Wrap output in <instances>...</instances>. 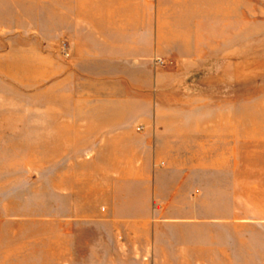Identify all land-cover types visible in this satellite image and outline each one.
I'll use <instances>...</instances> for the list:
<instances>
[{
	"label": "rangeland",
	"instance_id": "obj_1",
	"mask_svg": "<svg viewBox=\"0 0 264 264\" xmlns=\"http://www.w3.org/2000/svg\"><path fill=\"white\" fill-rule=\"evenodd\" d=\"M59 18H145L144 47ZM0 264H264V0H0Z\"/></svg>",
	"mask_w": 264,
	"mask_h": 264
},
{
	"label": "crops",
	"instance_id": "obj_2",
	"mask_svg": "<svg viewBox=\"0 0 264 264\" xmlns=\"http://www.w3.org/2000/svg\"><path fill=\"white\" fill-rule=\"evenodd\" d=\"M146 25L145 18H59L58 20L59 29L65 28V32H74L71 36L73 47L82 54H139L144 47L141 40L145 37ZM134 120L135 118L132 117L120 124L129 126ZM120 124L110 127L109 130L98 127L94 132L99 134L105 130L104 135L107 137L104 138V144H110L109 142L114 144L116 160L123 159L129 161L128 165H134L136 161L142 160L140 155L142 152L151 149V144L147 142L146 137L139 141L135 138V143L132 142L127 138L130 135L127 127L122 128Z\"/></svg>",
	"mask_w": 264,
	"mask_h": 264
}]
</instances>
